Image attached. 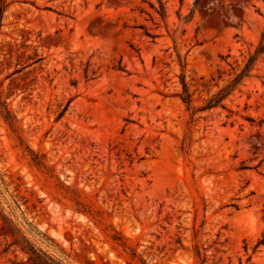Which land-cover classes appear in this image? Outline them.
<instances>
[{"label": "rangeland", "instance_id": "1", "mask_svg": "<svg viewBox=\"0 0 264 264\" xmlns=\"http://www.w3.org/2000/svg\"><path fill=\"white\" fill-rule=\"evenodd\" d=\"M8 1L0 202L27 236L66 264H264V0Z\"/></svg>", "mask_w": 264, "mask_h": 264}, {"label": "trees", "instance_id": "2", "mask_svg": "<svg viewBox=\"0 0 264 264\" xmlns=\"http://www.w3.org/2000/svg\"><path fill=\"white\" fill-rule=\"evenodd\" d=\"M199 2V0H197ZM10 3L8 0H0V33L3 27V21L9 7ZM248 70V69H247ZM245 73V71H244ZM243 73V75H244ZM241 76L236 78L234 82L229 85L225 90L220 91L213 98H211L206 108H212L218 106L219 103L225 98V96L229 93L232 88H234L238 82L240 81ZM182 83L184 90L186 92V83L182 78ZM183 101L189 106L190 105V97L186 94L183 97ZM71 101L67 103L65 108L59 113L57 120L64 117L66 111L70 106ZM0 107L6 111V119L9 122L14 121V117L11 114V111L8 109V105L6 101L3 99V83L0 81ZM34 163L37 165H41L42 162L38 155L34 157ZM4 184L3 176L0 172V190L1 185ZM17 216L15 218L14 213L10 214L5 211V208L1 206L0 202V239L5 240V251L13 249L15 252H21L25 255L26 260L22 264H66L63 260L57 258L55 255L51 254L49 251L44 249L43 247L36 244L24 231V226L22 223L18 222ZM25 220V218H24ZM25 224L29 226L31 231H35V233L41 238L42 242L52 243L55 241L48 234L39 232L35 227L32 226L30 222L25 220ZM132 257H135V253H132ZM104 264H109L108 262ZM130 264V263H129Z\"/></svg>", "mask_w": 264, "mask_h": 264}]
</instances>
